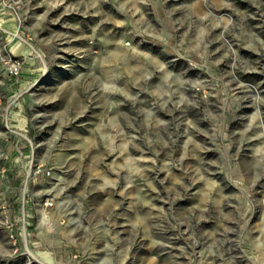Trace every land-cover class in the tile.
Here are the masks:
<instances>
[{
	"label": "rangeland",
	"instance_id": "obj_1",
	"mask_svg": "<svg viewBox=\"0 0 264 264\" xmlns=\"http://www.w3.org/2000/svg\"><path fill=\"white\" fill-rule=\"evenodd\" d=\"M0 264H264V0H0Z\"/></svg>",
	"mask_w": 264,
	"mask_h": 264
},
{
	"label": "built area",
	"instance_id": "obj_2",
	"mask_svg": "<svg viewBox=\"0 0 264 264\" xmlns=\"http://www.w3.org/2000/svg\"><path fill=\"white\" fill-rule=\"evenodd\" d=\"M9 71H10L12 74H16V73H18V71H19V66L16 65V64H12V65L10 66ZM48 172H49V171H48ZM53 204H54V199H53V197H46V198H45V200H44V205H45L46 207H50V206H52Z\"/></svg>",
	"mask_w": 264,
	"mask_h": 264
},
{
	"label": "bare ground",
	"instance_id": "obj_3",
	"mask_svg": "<svg viewBox=\"0 0 264 264\" xmlns=\"http://www.w3.org/2000/svg\"><path fill=\"white\" fill-rule=\"evenodd\" d=\"M26 191V190H25ZM43 215L45 216V214L43 213ZM28 241V240H27ZM25 244V243H24ZM29 254H31V255H33L34 256V254L35 253H33L28 247H27V250H26ZM38 257V256H37ZM41 263V262H40Z\"/></svg>",
	"mask_w": 264,
	"mask_h": 264
}]
</instances>
